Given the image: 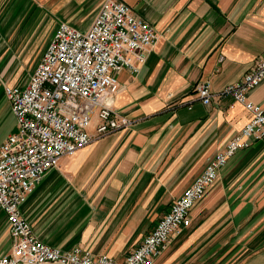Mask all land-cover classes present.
Returning <instances> with one entry per match:
<instances>
[{
	"label": "crops",
	"instance_id": "crops-1",
	"mask_svg": "<svg viewBox=\"0 0 264 264\" xmlns=\"http://www.w3.org/2000/svg\"><path fill=\"white\" fill-rule=\"evenodd\" d=\"M103 1L0 0V120L9 128L0 143L15 130L4 87L24 86L59 24L87 29ZM121 1L156 31L139 71L117 73L113 108L130 124L97 137L94 121L92 141L62 156L21 205L45 243L117 264L250 116L230 96L203 104L195 84L208 80L217 91L264 52V0ZM61 9L74 16L55 25ZM247 100L264 106V79ZM151 204H158L152 215ZM189 217L156 264H264V142L229 157ZM10 245L0 209V255Z\"/></svg>",
	"mask_w": 264,
	"mask_h": 264
},
{
	"label": "built area",
	"instance_id": "built-area-1",
	"mask_svg": "<svg viewBox=\"0 0 264 264\" xmlns=\"http://www.w3.org/2000/svg\"><path fill=\"white\" fill-rule=\"evenodd\" d=\"M155 40L154 26L125 2L104 0L87 29L59 24L24 86L4 87L16 125L0 143V209L11 237L10 251L0 255V264H117L107 254L93 256L78 247L63 249L45 243L34 234L21 205L62 156L92 141L89 127L94 121L97 137L130 124L113 108L117 73L123 69L137 73ZM263 79L264 52L242 77L217 91H212L208 80L195 84L203 104L230 96L250 116L126 253L122 264H156L169 237L189 226L191 208L228 158L253 142H264V106L247 100V92Z\"/></svg>",
	"mask_w": 264,
	"mask_h": 264
},
{
	"label": "rangeland",
	"instance_id": "rangeland-1",
	"mask_svg": "<svg viewBox=\"0 0 264 264\" xmlns=\"http://www.w3.org/2000/svg\"><path fill=\"white\" fill-rule=\"evenodd\" d=\"M49 12V11H48ZM50 13V12H49ZM54 13V19H55V21H54V23H55V25L57 24V22L56 21H58L57 19H56V17H62V16H66V17H68V18H70V17H72V16H74L73 15V13H68L67 11H64L63 9H61V10H59V11H54L53 12ZM89 13V12H88ZM85 16H86V12H81L80 14H79V16L78 17H76V19H78L77 20V22L78 23H82V22H84L85 21ZM75 19V18H74ZM73 19V20H74ZM54 25V26H55ZM34 61V60H33ZM35 62V61H34ZM6 75L5 74H3V73H1L0 72V85H1V82L4 80V77H5ZM1 92V91H0ZM7 101V100H6ZM0 110H1V103H0ZM6 114H8L9 116H11V117H13V115H12V112H11V108H10V104H9V102L7 101L6 102ZM15 125H16V123H15V119H14V117H13V127L15 128ZM7 129H9L8 128V126H7V124H6V122L3 120V121H1L0 120V141H1V139H2V137L4 136V134L6 133V131H7ZM46 174V173H45ZM158 204H151V215L154 213V211L156 210V206H157Z\"/></svg>",
	"mask_w": 264,
	"mask_h": 264
},
{
	"label": "bare ground",
	"instance_id": "bare-ground-1",
	"mask_svg": "<svg viewBox=\"0 0 264 264\" xmlns=\"http://www.w3.org/2000/svg\"><path fill=\"white\" fill-rule=\"evenodd\" d=\"M78 151V150H77ZM75 154V153H74ZM73 155V154H72Z\"/></svg>",
	"mask_w": 264,
	"mask_h": 264
}]
</instances>
